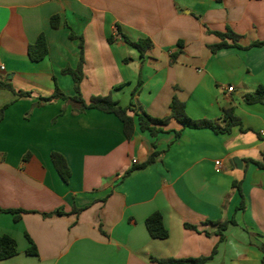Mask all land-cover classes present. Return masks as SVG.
<instances>
[{
	"label": "crops",
	"instance_id": "crops-1",
	"mask_svg": "<svg viewBox=\"0 0 264 264\" xmlns=\"http://www.w3.org/2000/svg\"><path fill=\"white\" fill-rule=\"evenodd\" d=\"M228 29L244 48L264 41V0H0V210L29 212L15 221L0 211V235L13 237L18 248L0 264L204 257L210 259L203 264H264V170L255 164L264 162V104L245 101L264 86V46L213 52L221 42L215 33ZM41 34L48 54L35 62L29 47ZM79 37L86 103L111 96L163 119L177 98L193 120L224 128L231 111L239 124L216 133L171 120L155 137L137 125L128 140L113 114L74 112L61 99L39 103L56 86L75 94L73 78L62 71L77 67ZM124 37L149 38L153 46L141 55ZM155 151L154 163L137 168ZM53 152L69 166L67 182ZM57 210L63 214L43 216ZM155 212L166 239L152 238L146 228ZM230 220L235 224L221 238L218 224ZM26 234L37 255L26 253Z\"/></svg>",
	"mask_w": 264,
	"mask_h": 264
},
{
	"label": "trees",
	"instance_id": "trees-1",
	"mask_svg": "<svg viewBox=\"0 0 264 264\" xmlns=\"http://www.w3.org/2000/svg\"><path fill=\"white\" fill-rule=\"evenodd\" d=\"M58 24H59V17L53 16L51 18L52 27L56 28ZM215 34L221 39V42L219 44L211 46V50L213 52L227 47H237L242 49L244 48L239 43L241 36L235 34L230 29H228L225 33L216 32ZM70 37L75 38L76 36L73 33H70ZM79 39H80V43H79L80 59L77 67L75 69L67 67L62 71L64 74H69L73 78L75 94L73 96H67L56 86L54 94L49 98H41L39 100V103H48L57 99H61L70 102L73 105L74 112L80 113L85 111L86 109H98L102 112L113 114L123 124V131L128 140L131 139L132 136L134 135L137 125L142 132H148L152 137H155L158 134L165 132L164 128L170 123L171 120L177 121L179 124L182 125L183 128L210 129L216 133L230 132L233 126L239 124L238 119L232 115L231 111L225 112L223 119L227 123V125L224 128L217 126L212 121L193 120L187 115L184 104L180 102L177 98H173L170 104V110H171L170 116L163 119L154 118L149 114H147L146 112H144L143 110H135L132 104L129 107H122L116 101H114L111 98V96H93L90 98L89 103H86L85 100L82 98L81 89H80V85L83 80L84 45H83V39L81 37H79ZM124 40L126 43L137 49L141 53V55H144V53L153 46L152 41L149 38L141 39L137 42H132L126 37H124ZM109 41L112 40L110 39ZM259 46H264V41L253 42L252 44H250L245 48L259 47ZM47 54H48V48H47L46 40L44 35L41 34L37 38L35 44L29 47V56L32 61L38 62L43 60L47 56ZM7 87L9 88V86ZM20 95H26V94L21 93ZM245 101L248 104H254V103L264 104V86L261 85L254 93L247 94L245 97ZM3 113L4 110H0V120L3 117ZM130 113H133L134 116L131 115ZM176 134L179 135V132H176ZM153 147H155L154 144ZM156 156H157V152L155 151L149 156L148 160L145 163H143L141 166L137 168H144L148 165H151L152 163H154ZM51 159L59 176L63 179V181L67 182L71 176V171L69 169V166L65 158L61 154L53 152L51 154ZM255 164L259 168L264 170V162L263 163L256 162ZM130 172L131 171H128L127 174H129ZM243 206H244V201L242 196L241 207L239 209H243ZM0 211L4 213L13 214L15 221H18L23 213H29L28 211L25 210H0ZM62 214H63L62 211L57 210L52 213H45L43 214V216L52 217L55 215H62ZM229 224H235V221L230 220L218 224L220 231L219 234L221 238L223 237V231L227 228ZM145 225L152 238L166 239L169 235L167 229L164 226L163 217L159 212H155L151 214L146 219ZM186 227L195 229V227L190 225H186ZM26 237L30 243V246L28 247L26 253L28 255H37L36 245L33 243L29 235L26 234ZM17 254H18L17 241L10 235L7 234L0 235V261L11 258ZM209 259L210 257H204L199 259H184V260L170 259L167 261H161V263L203 264Z\"/></svg>",
	"mask_w": 264,
	"mask_h": 264
},
{
	"label": "built area",
	"instance_id": "built-area-1",
	"mask_svg": "<svg viewBox=\"0 0 264 264\" xmlns=\"http://www.w3.org/2000/svg\"><path fill=\"white\" fill-rule=\"evenodd\" d=\"M5 70V67L3 65H0V71H4ZM233 88H229V91H232ZM262 135H264V132H262ZM215 166H216V171H221L222 169V164L220 161H216L215 162Z\"/></svg>",
	"mask_w": 264,
	"mask_h": 264
},
{
	"label": "water",
	"instance_id": "water-1",
	"mask_svg": "<svg viewBox=\"0 0 264 264\" xmlns=\"http://www.w3.org/2000/svg\"><path fill=\"white\" fill-rule=\"evenodd\" d=\"M234 162L238 165L239 168H241V164H242V163H241L239 160L234 159Z\"/></svg>",
	"mask_w": 264,
	"mask_h": 264
}]
</instances>
